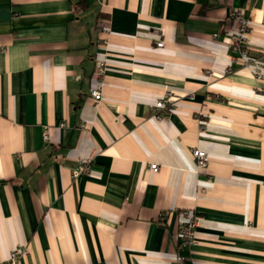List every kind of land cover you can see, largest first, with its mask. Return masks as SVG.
Here are the masks:
<instances>
[{
  "label": "crops",
  "instance_id": "obj_1",
  "mask_svg": "<svg viewBox=\"0 0 264 264\" xmlns=\"http://www.w3.org/2000/svg\"><path fill=\"white\" fill-rule=\"evenodd\" d=\"M75 1L0 0V264H264V0Z\"/></svg>",
  "mask_w": 264,
  "mask_h": 264
},
{
  "label": "built area",
  "instance_id": "obj_2",
  "mask_svg": "<svg viewBox=\"0 0 264 264\" xmlns=\"http://www.w3.org/2000/svg\"><path fill=\"white\" fill-rule=\"evenodd\" d=\"M249 28V21L243 17H239L238 19V25L235 30V35L233 39L234 46H240V44L243 41L244 36L247 33V30ZM110 32V30H109ZM106 41L103 42V45H105ZM156 45L158 47L163 46V41L158 40ZM242 61L244 64H247L251 67L255 77L259 80H263V74H264V60L253 57L247 54L246 51L242 52ZM106 59L104 56V53L102 56L98 57L95 59L94 62V73L96 77V84L91 88L90 90V95L92 99L95 102H100L103 100V94L101 91V85H102V80L103 76L105 74L106 70ZM166 101H171V97H166L164 96L163 98H160L156 102V107L161 108L165 105ZM159 116V115H157ZM43 138L46 140L47 139V132H44ZM192 155L196 161L197 167L201 168L205 166L206 161H207V153L205 150L199 149V148H194L192 150ZM91 158H86V157H81L77 160L76 167L73 169L72 176L76 177L77 175L81 173H89L91 170ZM149 168L153 171L156 172L158 170V165L156 163H151L149 165ZM182 216H183V222L180 228V237L181 240L184 243H192L195 240V227L197 225L198 219L196 216H194L193 211L189 208L184 209L182 211ZM26 249L18 246L14 248L9 255V260L8 264H15L16 261L25 253ZM181 261V258H177L174 262L171 264H179Z\"/></svg>",
  "mask_w": 264,
  "mask_h": 264
},
{
  "label": "trees",
  "instance_id": "obj_3",
  "mask_svg": "<svg viewBox=\"0 0 264 264\" xmlns=\"http://www.w3.org/2000/svg\"><path fill=\"white\" fill-rule=\"evenodd\" d=\"M89 0H76L75 1V9L77 11L84 10L88 5Z\"/></svg>",
  "mask_w": 264,
  "mask_h": 264
}]
</instances>
